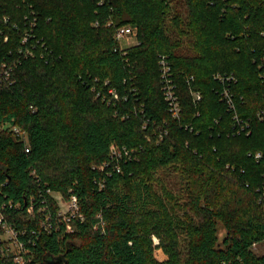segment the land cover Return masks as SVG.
Instances as JSON below:
<instances>
[{"label": "trees", "instance_id": "trees-1", "mask_svg": "<svg viewBox=\"0 0 264 264\" xmlns=\"http://www.w3.org/2000/svg\"><path fill=\"white\" fill-rule=\"evenodd\" d=\"M124 24L138 44L123 55L114 35ZM25 31L31 56L20 52ZM161 54L179 118L161 91ZM3 64L12 72L0 82V203L20 202L6 213L37 231L42 264H264L253 248L264 241V0H0V76ZM231 73L235 109L215 77ZM111 87L120 99L96 96ZM235 114L249 134L236 131ZM12 125L27 132L28 152ZM113 144L135 158L122 171L91 168ZM159 171L176 174L180 190ZM46 185L78 197L84 219L71 231L38 232L26 216L29 195Z\"/></svg>", "mask_w": 264, "mask_h": 264}, {"label": "built area", "instance_id": "built-area-1", "mask_svg": "<svg viewBox=\"0 0 264 264\" xmlns=\"http://www.w3.org/2000/svg\"><path fill=\"white\" fill-rule=\"evenodd\" d=\"M111 21L107 23L110 24ZM93 25H98V21H95ZM35 22L30 27H34ZM138 30L136 27L128 24H124L116 29L115 39L119 42V50L124 54H127V48L138 44L137 38ZM32 36L30 31H25L21 42L23 46L20 48V52H24V55L31 56L34 54L35 44L32 42ZM7 40V37L4 38ZM39 39L37 40V42ZM158 65H160V80L162 82L161 91L164 94L166 102V108L172 114L173 117L179 118L182 112L180 104L179 94L177 93V83L173 78L172 65L169 60V56L161 54L159 56ZM12 66L8 67L6 64L2 65L0 82H10ZM215 77L220 80L223 85L221 88V99L226 102L230 109H235L234 96L231 91V84L237 80V78L231 74H216ZM194 79L192 76L190 77ZM107 83V82H106ZM194 101H199L202 98V92L198 89H191ZM101 96L104 100L111 101L113 99H120V95L115 88H108L106 93L102 90L97 91L96 96ZM125 98H127L125 96ZM257 116L264 120V108L258 110ZM236 120L235 128L237 132L245 131L249 134L250 121L243 120L234 115ZM146 126V125H145ZM15 134L20 136L25 142H27V132L17 125L11 127ZM157 133V137L162 140L168 134V129L161 125L155 127L154 134ZM30 149L29 142H27L26 151ZM110 158L103 164L104 169L107 167H113L117 171H122L121 163L126 162L131 158H135V152L133 149L126 147L125 145L113 144L109 149ZM261 152H257L255 157L259 158ZM35 173V171H33ZM101 182V181H100ZM4 184V183H2ZM101 184H103L101 182ZM54 193H59V198H56ZM41 198V203H37L36 198ZM29 202L26 208V216L32 217L38 220L39 230L52 233L53 231H59L62 226L65 227V231H71L72 225L75 219L83 220L84 216L79 210V200L76 194L72 193L70 198H65L59 191L55 192L51 187L47 186L42 188L38 186L36 193L29 195ZM50 199L53 201H50ZM37 208H36V205ZM64 204V207L61 205ZM51 205V207H50ZM20 206L19 201L6 200L0 203V258L5 259L9 264H42L40 257L37 255L36 250V235L35 229L31 230V233L26 228H20L17 223L11 219V214H7V208H18ZM52 206H55L53 210ZM31 218V219H32ZM37 237V236H36Z\"/></svg>", "mask_w": 264, "mask_h": 264}, {"label": "rangeland", "instance_id": "rangeland-1", "mask_svg": "<svg viewBox=\"0 0 264 264\" xmlns=\"http://www.w3.org/2000/svg\"><path fill=\"white\" fill-rule=\"evenodd\" d=\"M6 125L5 124H2L1 122H0V132H1V130H2V128L3 127H5ZM91 168H94V169H101V170H104V167H103V164L102 163H99V164H97V163H92L91 164ZM159 175H164L165 174V172H164V174H161V172L159 171ZM163 177V176H162ZM164 179H165V181H166V184H167V187L172 191H174V192H177V191H179L180 190V184L179 183H177V181L179 180L178 179V176L176 175V174H174V173H171V175H164ZM54 195L56 196V198H59V196H60V194L59 193H54ZM63 207H64V204H61ZM103 222V221H102ZM101 223V222H100ZM96 227V226H95ZM97 228V227H96ZM73 229V228H72ZM218 232H219V234H221V235H223L224 233H225V229H224V227H223V225H222V223H220L219 224V226H218ZM154 237V239H155V244H159V240H158V238L157 237H155V236H153ZM253 248H254V250H255V252L257 253V254H260V253H263L264 252V241H262V242H260L259 244H254L253 245ZM155 251H156V256H157V258L160 260V259H165V258H167V254L164 252V251H162V249L161 248H157V249H155Z\"/></svg>", "mask_w": 264, "mask_h": 264}, {"label": "water", "instance_id": "water-1", "mask_svg": "<svg viewBox=\"0 0 264 264\" xmlns=\"http://www.w3.org/2000/svg\"><path fill=\"white\" fill-rule=\"evenodd\" d=\"M45 264H62V257L60 256L58 259H55L52 256H46Z\"/></svg>", "mask_w": 264, "mask_h": 264}]
</instances>
